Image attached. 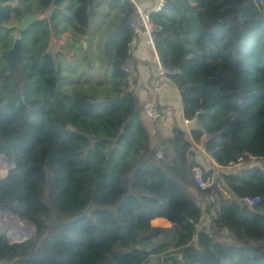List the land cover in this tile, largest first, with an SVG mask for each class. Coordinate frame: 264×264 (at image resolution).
<instances>
[{
	"label": "trees",
	"instance_id": "1",
	"mask_svg": "<svg viewBox=\"0 0 264 264\" xmlns=\"http://www.w3.org/2000/svg\"><path fill=\"white\" fill-rule=\"evenodd\" d=\"M103 5L98 28L114 20L95 44L114 93L71 94L60 87V57L75 54L68 43H53L61 32L77 39L84 64L77 76L88 77L92 21ZM15 6L16 22L46 14L24 30L0 25V155L9 161L0 202L35 233L14 242L1 234L0 264H162L172 249L181 253L172 264H264V0H164L150 8L154 49L176 70L170 81L194 125L156 130L157 142L124 69L139 61L129 46L137 15L131 0ZM15 29L21 46L12 72L1 54ZM194 142L220 166L242 157L237 170L215 176L221 187L194 181L195 167L212 172ZM243 196L258 202L248 206ZM202 210L211 216L207 226L199 225ZM156 217L171 225H152Z\"/></svg>",
	"mask_w": 264,
	"mask_h": 264
},
{
	"label": "rangeland",
	"instance_id": "2",
	"mask_svg": "<svg viewBox=\"0 0 264 264\" xmlns=\"http://www.w3.org/2000/svg\"><path fill=\"white\" fill-rule=\"evenodd\" d=\"M107 8L103 5L99 12L97 13V15L94 17L93 21H92V26L95 27V29L98 28L99 26V22L100 19L103 16V13L106 12ZM112 20V21H111ZM108 20L107 23L108 26L104 27L100 34L105 33L108 29V27L111 25V23L113 22L114 19ZM16 23L18 25V22H16L15 19L11 18L9 23ZM105 29V30H104ZM98 30V29H97ZM104 30V31H103ZM14 31H16V33L18 34V29H15ZM101 34V35H102ZM96 38V35H94L93 37V42ZM97 39V38H96ZM83 41L81 40V44L82 47L84 48L85 45H83ZM62 43H68L69 49L72 50L74 52V57L73 58H68L65 56H61L60 60L62 61L63 67L65 69L66 72V78L64 76V80H62V82H60V87L66 91H68L69 93L73 94L75 92H80V93H86V94H92L95 97L102 98L106 95H112L114 93V90L111 88L110 89V77H108L107 73L104 72L102 65L99 63V53L96 52V44L93 43V56L91 57V62H92V66H91V72L90 75L88 77H79L78 72L81 69V67L84 65L83 61H82V51L80 49L79 46V42L77 39L75 38H71L69 32H61L59 34L58 39H56V41L53 43V47H58L60 44ZM135 74V71L133 70L130 74V78H129V83L130 86L134 88L135 90V86H133L132 82H133V78ZM108 77V79H107ZM67 82H71L72 84H66ZM150 87V84L148 85V88ZM147 88V89H148ZM163 108L168 109L169 113H170V125H169V129L170 127H172L173 124H177L180 123V119L181 117L178 114V110L177 108H175V106L173 105H163ZM144 115V114H143ZM145 117V116H144ZM145 122L147 123L148 127L150 128V132L152 134V140L153 142H157V138L154 135V128L156 129V125L154 126V124L152 122H150L146 117L144 118ZM156 124V123H155ZM157 126H159L158 128H161L160 125L157 124ZM167 131V133H169L168 129H165ZM159 141V139H158ZM193 152H196L197 154H200L201 160L203 161V163H205V165L207 167L210 166V160L209 158V154L208 152H206L204 150V147L199 144V143H193L192 146ZM256 163V162H253ZM259 163V162H258ZM261 163V162H260ZM9 165V161L3 157L2 155H0V178L3 177L5 175L6 169L8 168ZM239 166H235L234 168H230V169H225V171L228 170H237ZM6 208H7V212H8V204L5 202H2ZM204 208V204H202V209ZM2 210V209H1ZM8 217L10 219H13L16 223L18 221H20L23 225V223L25 225H23L24 227H27V229H32V225L27 224L26 222L22 221L21 219H18L16 217H14V215H11L9 212L7 213ZM8 217H3L0 216V228H2V233L1 234H5L6 237H8L11 241L12 240H18L20 239L21 235H26V233H30L31 230H27V232H23V230H20L22 232H18L16 233V229L14 224L8 219ZM2 225V226H1ZM24 233V234H23ZM224 235L227 233V230H223Z\"/></svg>",
	"mask_w": 264,
	"mask_h": 264
},
{
	"label": "built area",
	"instance_id": "3",
	"mask_svg": "<svg viewBox=\"0 0 264 264\" xmlns=\"http://www.w3.org/2000/svg\"><path fill=\"white\" fill-rule=\"evenodd\" d=\"M136 8L137 15L130 21V26L134 32V35L131 37L129 42V46L131 48H135L138 43V39L140 35H145L147 37V41L151 47H153V42L151 38V32L153 30V25L149 19V11L141 9L139 5L136 3V0H131ZM164 3V0H156L154 9L158 10ZM124 69L128 72H132L134 70V64L131 61H127L124 64ZM176 70L167 68L162 65L156 56L155 65L152 70V76L150 81V87L147 89V95L140 102L142 104V111L144 116L152 123H156L163 127L164 129L169 130L170 125V113L168 109L163 108L161 105H165L160 98V94L167 89L169 86H173L170 81V75L175 74ZM174 87V86H173ZM175 88V87H174ZM176 89V88H175ZM181 119L179 125L186 131L192 128L193 122L192 120L183 117L181 114ZM204 135V134H203ZM245 154H247L245 152ZM157 156H160V152L157 151ZM251 157V156H250ZM210 166L205 167L207 169L211 168L212 172L209 175L204 176L201 167H195L193 170V178L196 184L200 188H207L209 186L214 185L215 187H221L220 182L215 180V176L222 169H230L235 166H239L242 161V157H238L236 161H231L226 166H220L216 163L214 158L209 154ZM243 202H245L248 206H253L257 204L258 199L256 197L243 196L241 198ZM3 204V203H0ZM211 216L208 212L202 210L199 225L207 226L210 223ZM224 230H227L226 228ZM2 230H0V235ZM24 264V263H18Z\"/></svg>",
	"mask_w": 264,
	"mask_h": 264
},
{
	"label": "crops",
	"instance_id": "4",
	"mask_svg": "<svg viewBox=\"0 0 264 264\" xmlns=\"http://www.w3.org/2000/svg\"><path fill=\"white\" fill-rule=\"evenodd\" d=\"M3 2H13L15 4L16 0H7ZM155 2L156 0H136V3L139 5V7L147 11H149L150 8H153L152 3H155ZM45 14L46 13H43V12L35 13V15H37L39 18H42ZM110 16H111V13H110ZM12 18L15 19L13 15H12ZM107 22L98 28L97 33H96V38L100 35L101 30L104 27L108 26L109 23ZM13 36L14 37L18 36L16 31H13ZM70 37L72 38L71 34H70ZM96 38L93 42L94 44L96 42ZM133 54L139 59L138 63L134 65V71H135L134 75H136L135 76L136 82L134 86H135V91L137 92L138 97L141 101L147 95V88L151 81L152 70L155 65L157 54L154 49V46L153 47L150 46V44L147 41V37L143 34L139 36L138 43H137V46L134 48ZM160 98L163 101V103H165V105L175 106V108H177L178 110L179 116H181L180 97H179L177 90L173 86H169L167 89H165L160 94ZM156 130L162 131L160 132V134H163V135L168 134L166 130H164L163 132V130L158 127L156 129L154 128L153 132H156ZM151 224L154 226H166V227L171 225L170 221L164 217H156L152 219ZM174 251H179V250L172 249V250L167 251V253L174 252ZM2 264H6V263H2Z\"/></svg>",
	"mask_w": 264,
	"mask_h": 264
},
{
	"label": "water",
	"instance_id": "5",
	"mask_svg": "<svg viewBox=\"0 0 264 264\" xmlns=\"http://www.w3.org/2000/svg\"><path fill=\"white\" fill-rule=\"evenodd\" d=\"M15 4L13 2H0V25L9 22L10 19L12 18V15L15 11ZM39 19V17L35 14H23L22 19L18 22V29L19 30H24L30 23L33 21H36ZM83 45H85V41H83ZM21 46V39L19 36H16L11 44V47L4 53L1 54V56L6 60L7 65H8V70L15 72V57L16 54ZM2 203V201L0 202ZM9 212V210H8ZM10 213V212H9ZM11 214V213H10ZM13 215V214H11ZM14 217L21 219L22 221L26 222L27 224L32 225L31 232L26 234V235H21V237L18 240H10L8 237V241L14 242V241H22L25 240L35 233V226L34 224L29 221L28 219L25 218H20L17 215H14ZM194 246L197 245L196 239L193 241ZM181 258V253L179 251H174V252H169L164 255L160 256V260L162 264H172L174 260L180 259Z\"/></svg>",
	"mask_w": 264,
	"mask_h": 264
},
{
	"label": "bare ground",
	"instance_id": "6",
	"mask_svg": "<svg viewBox=\"0 0 264 264\" xmlns=\"http://www.w3.org/2000/svg\"><path fill=\"white\" fill-rule=\"evenodd\" d=\"M2 209V210H1ZM8 212H7V209L5 208V207H3V206H0V216H5V217H8V214H7ZM8 219L14 224V226H15V229H16V233H18L20 230H23V232L25 231V232H27V230H28V232H29V229H27V227H24L23 225H25L24 223H23V225H22V223L20 222V221H18L17 223L13 220V219H10L9 217H8ZM2 226V225H1ZM20 232H22V231H20ZM24 234V233H23ZM27 234V233H26ZM25 235V234H24Z\"/></svg>",
	"mask_w": 264,
	"mask_h": 264
}]
</instances>
